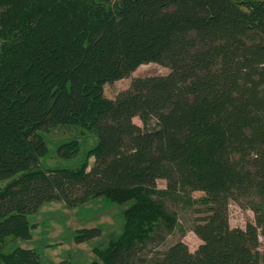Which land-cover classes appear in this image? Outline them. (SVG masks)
<instances>
[{
  "label": "trees",
  "instance_id": "16d2710c",
  "mask_svg": "<svg viewBox=\"0 0 264 264\" xmlns=\"http://www.w3.org/2000/svg\"><path fill=\"white\" fill-rule=\"evenodd\" d=\"M150 62L168 72L104 95ZM58 126L95 135L74 167L40 165ZM78 153L74 139L57 149ZM98 196L129 204L88 264H264V0H0V264H40L33 249H2L25 215ZM230 201L255 222L231 227ZM168 202L193 209L199 244L148 256L184 236Z\"/></svg>",
  "mask_w": 264,
  "mask_h": 264
},
{
  "label": "rangeland",
  "instance_id": "374dc122",
  "mask_svg": "<svg viewBox=\"0 0 264 264\" xmlns=\"http://www.w3.org/2000/svg\"><path fill=\"white\" fill-rule=\"evenodd\" d=\"M167 72L166 67L153 62L142 64L129 77L105 83L103 93L107 97L114 98L119 91L130 85L134 77ZM133 121L142 125L138 117H134ZM150 123L152 125L153 121ZM43 138L47 144L48 153L41 158V166L74 167L85 159V152L96 142L94 134L81 131L79 127L58 126L43 132ZM69 139H74L79 144V153L73 158L64 159L57 154V149L60 143ZM92 160V157L88 158L89 163ZM157 186L164 188L165 181L157 180ZM192 196L199 198L203 196V193L193 192ZM128 204L129 202L116 204L102 196L91 198L75 207H67L61 201L45 202L36 211L25 215L24 222L20 223L14 234L3 239L2 249L5 252L15 247L33 249L38 253L40 264H56L63 260L68 264H88L97 258L98 249L104 248L110 240L117 238L123 232L125 220L122 211ZM166 205L168 210L176 213L179 227L185 230L184 236L181 237L180 229L176 228L171 234L166 235L162 244L146 251L148 256L163 251L178 239L183 240L190 250H194L199 244V239L188 230L195 217L193 209H181L169 202ZM228 218L231 227L243 228L247 221L255 222V215L251 209L240 207L233 201H230L228 205ZM95 226L100 228V234L97 237L83 241L75 240L79 229ZM258 251L264 257L263 237L259 239Z\"/></svg>",
  "mask_w": 264,
  "mask_h": 264
}]
</instances>
